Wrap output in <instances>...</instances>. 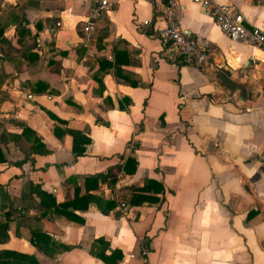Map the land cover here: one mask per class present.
Instances as JSON below:
<instances>
[{"label":"crops","instance_id":"obj_1","mask_svg":"<svg viewBox=\"0 0 264 264\" xmlns=\"http://www.w3.org/2000/svg\"><path fill=\"white\" fill-rule=\"evenodd\" d=\"M211 1L264 32V0ZM90 5L0 0V264H139L142 247L150 264H264V52L177 0L209 56L184 65L146 0L86 34ZM148 180L159 200L131 203Z\"/></svg>","mask_w":264,"mask_h":264},{"label":"built area","instance_id":"obj_2","mask_svg":"<svg viewBox=\"0 0 264 264\" xmlns=\"http://www.w3.org/2000/svg\"><path fill=\"white\" fill-rule=\"evenodd\" d=\"M115 0H90L91 5L84 19L83 31L87 34L91 31L94 22L101 15L109 12ZM153 8L161 12L160 19L164 22V28L160 31V40L166 47L171 59H178L184 65L204 66L208 63L207 51L199 46L195 39L185 33L176 19L177 0H146ZM205 10L219 30L230 40L246 46L259 48L264 52V32L258 28H247L243 17L235 9L228 5L216 4L211 0H192ZM61 26V22L55 24ZM132 146H129L131 149ZM150 264L149 250L142 247L140 250V263Z\"/></svg>","mask_w":264,"mask_h":264},{"label":"trees","instance_id":"obj_3","mask_svg":"<svg viewBox=\"0 0 264 264\" xmlns=\"http://www.w3.org/2000/svg\"><path fill=\"white\" fill-rule=\"evenodd\" d=\"M123 55L125 56V52H116L115 54V68H117L118 66V62H117V57L118 55ZM109 65V64H107ZM3 74L0 70V86L3 82ZM71 134L74 136H76V133L71 132ZM84 142L81 143L79 149H77L74 145H73V150L75 153H77L78 155H81L83 152V147L85 144H87L89 142V139H84ZM43 150H40V152H43ZM136 160L133 157H128L126 159V162L123 166V171L126 174H133L135 172L136 169ZM121 167H116L114 169H109L107 170L105 173H99L98 175L92 177L90 180L95 181V179H98L99 181H107L109 183H114L116 181V177L117 174L120 172ZM162 185L159 184L158 182L154 181V180H148L147 183L140 188H136L134 191L135 193L132 195L131 198V203H139L141 201H147V202H151V203H156L159 199L155 196L156 194H160L162 192ZM148 193H152V194H148ZM251 215H253V213L248 214L247 218L250 217ZM121 255L119 252H113L110 255V258H103L105 261H108L107 263H114L116 260L120 259Z\"/></svg>","mask_w":264,"mask_h":264}]
</instances>
